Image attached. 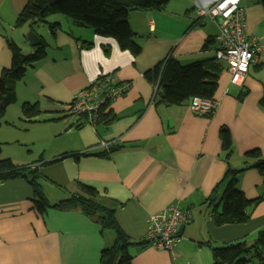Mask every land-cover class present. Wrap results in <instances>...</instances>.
I'll return each instance as SVG.
<instances>
[{
    "label": "crops",
    "instance_id": "1",
    "mask_svg": "<svg viewBox=\"0 0 264 264\" xmlns=\"http://www.w3.org/2000/svg\"><path fill=\"white\" fill-rule=\"evenodd\" d=\"M27 1L0 0V77L12 65L7 42L18 45L17 33L28 27L17 29L5 15L18 17ZM217 1L175 0L162 11H130L134 42L141 47L138 55L122 50L114 38L74 26L65 16L50 21L61 25L55 36L49 28L28 27L47 44L46 57L28 68L18 83L17 102L8 107L0 129L17 123L25 132L41 129L52 145L38 160L21 164L4 154L3 144L8 141H3L2 157L39 171L41 184L68 192L67 198L53 195L42 185L51 206L80 193L79 184L94 188L134 242H146L153 215L172 206L191 215V223L183 226L185 239L172 251L132 247V264H213V248L240 241L251 245L264 229V201L249 209L247 223L217 226L214 220V210H222L229 165L243 169L253 164L246 155L256 150L264 157V7L259 0H241L248 39L260 42L263 49L236 85L226 65L215 59L217 41L205 49L209 40H216L219 26L210 18H200L199 9ZM7 28L16 33V40L7 36ZM34 48L28 40L21 50L29 55ZM169 56L182 66L212 60L224 66L214 97L218 106L211 116H197L189 102L159 103L158 88L145 74ZM102 76L129 85L110 106L115 119L94 127L67 115L66 106L76 94ZM24 104H39L41 114L26 119ZM223 128L233 139L229 159L223 149ZM16 142L35 146L34 139ZM110 148L118 150L110 153ZM239 188L248 200H264V178L256 169L239 175ZM33 200L26 179L0 183V264H100L102 251L115 243L113 231H102L79 209H49L42 214Z\"/></svg>",
    "mask_w": 264,
    "mask_h": 264
},
{
    "label": "trees",
    "instance_id": "2",
    "mask_svg": "<svg viewBox=\"0 0 264 264\" xmlns=\"http://www.w3.org/2000/svg\"><path fill=\"white\" fill-rule=\"evenodd\" d=\"M175 0H61L51 4V0H28L18 15L16 28H22L28 23L45 24L51 34L56 35L60 30V23H51L49 19L55 15L65 16L74 26L89 28L102 37L114 38L122 50H128L134 55L141 52V47L134 42L135 34L129 24L131 9L144 11H162ZM264 7V0H259ZM42 39V38H41ZM216 44V40H209L205 49ZM12 54V65L2 72L0 77V123L6 115L9 106L17 102V85L27 72L37 62L46 57L47 44L42 43L35 47L33 54L26 55L13 41L7 42ZM226 69L215 60L197 62L182 66L172 56L145 74V77L157 89L159 103L166 106H178L191 103L193 99L214 100L218 91L219 81ZM24 117L32 120L41 114L39 104H24ZM213 114V113H212ZM209 114L207 116H211ZM115 119L109 111L102 114L101 123H108ZM223 149L228 153V159L233 152V139L227 128L221 130ZM99 156L111 154L101 153ZM247 162L253 164L243 169H234L229 165L223 182L227 183L222 197V210H214V220L217 226L247 223L251 215L249 209L254 208L263 200H248L239 188V175L245 171L256 169L264 178V157L258 150L246 155ZM26 179L33 192L34 206L40 213L49 209L58 211L79 209L84 215L96 220L102 231L111 230L115 233V243L102 251L100 264H132L130 253L132 247H147L148 242H134L119 226L115 210L107 206L98 192L86 185L79 184L80 193L69 199L51 206L43 192L40 179L42 174L37 170L20 167L11 159L2 157L0 144V183L14 179ZM213 214V213H212ZM213 264H264V229L261 230L255 242L248 245L245 241L213 248Z\"/></svg>",
    "mask_w": 264,
    "mask_h": 264
},
{
    "label": "built area",
    "instance_id": "3",
    "mask_svg": "<svg viewBox=\"0 0 264 264\" xmlns=\"http://www.w3.org/2000/svg\"><path fill=\"white\" fill-rule=\"evenodd\" d=\"M199 15L217 22L219 34L215 59L226 65L232 84L240 85L263 49L260 42L248 39L246 13L241 7V0H219L208 8L199 9ZM128 87V84L118 83L110 76L94 79L66 106L67 115L95 127L102 114L109 112L112 103L126 94ZM217 106L215 100L195 98L190 109L197 116H207L214 113ZM103 147L109 145L104 144ZM191 221L188 212L172 206L161 214L151 216L146 242L153 248L172 251L179 240L185 239L183 234L179 235L181 227Z\"/></svg>",
    "mask_w": 264,
    "mask_h": 264
},
{
    "label": "rangeland",
    "instance_id": "4",
    "mask_svg": "<svg viewBox=\"0 0 264 264\" xmlns=\"http://www.w3.org/2000/svg\"><path fill=\"white\" fill-rule=\"evenodd\" d=\"M5 11V8H4ZM7 21H9L8 23L12 22L15 23L16 19L18 17H13L12 19L9 18V16L5 15ZM58 16H52L49 21H54V19H56ZM35 25H39L37 29V31H41L42 29L45 28L48 29V27L44 24H32V23H28L26 24V26L28 27H35ZM28 27H25L24 29H22L20 32L17 33V35H19L20 38H17L16 33H11L10 29L7 28V36L9 38H17L19 42V46H23V42L28 44V35L30 33V31L32 30H28ZM41 29V30H39ZM27 31V32H25ZM16 35V36H15ZM24 53L27 54L28 52L26 50H24ZM7 132V133H6ZM5 134V135H4ZM16 134V135H15ZM16 139H22L24 140H30L32 141L34 139L35 142V146H25V144H23V142L21 143H17ZM3 141H8L7 143L3 144V152L5 155L12 156L15 157V159L17 161H19L21 164H26L28 162H32L34 159L38 160L39 157L44 153V150H47L48 148L51 147L52 142L50 139H46L42 136V131L41 129H39V131H37L35 134L33 132L29 133V132H25L23 130V125L21 124H16L15 127H11V128H6L3 127L2 129H0V142ZM3 154V155H4ZM45 155V154H44ZM34 160V161H35ZM42 185L45 186V188L47 189V191H49V193L53 194V195H63L65 198H67L69 196L68 192L65 191V189L62 188H58L54 185H50L49 183H44L42 182ZM44 192V190H43ZM45 194V193H44ZM46 196V195H45ZM54 199V198H53ZM112 236V235H110ZM225 247V246H222ZM221 247V248H222Z\"/></svg>",
    "mask_w": 264,
    "mask_h": 264
},
{
    "label": "water",
    "instance_id": "5",
    "mask_svg": "<svg viewBox=\"0 0 264 264\" xmlns=\"http://www.w3.org/2000/svg\"><path fill=\"white\" fill-rule=\"evenodd\" d=\"M60 1L61 0H51V4H56V3H59ZM133 10H137V9L136 8L131 9V11H133ZM28 40L32 44V46H34V47H37L42 43V39L34 31H30V33L28 35ZM117 150H118V148H110L109 152L113 153L114 151H117ZM215 198H216V196H213L212 201H214ZM184 229H185L184 227H181L179 235L183 234Z\"/></svg>",
    "mask_w": 264,
    "mask_h": 264
}]
</instances>
